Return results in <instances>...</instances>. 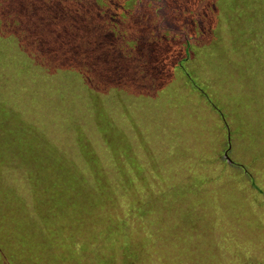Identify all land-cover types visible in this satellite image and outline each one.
I'll return each instance as SVG.
<instances>
[{
  "label": "rangeland",
  "instance_id": "374dc122",
  "mask_svg": "<svg viewBox=\"0 0 264 264\" xmlns=\"http://www.w3.org/2000/svg\"><path fill=\"white\" fill-rule=\"evenodd\" d=\"M0 263L264 264V0H0Z\"/></svg>",
  "mask_w": 264,
  "mask_h": 264
},
{
  "label": "trees",
  "instance_id": "16d2710c",
  "mask_svg": "<svg viewBox=\"0 0 264 264\" xmlns=\"http://www.w3.org/2000/svg\"><path fill=\"white\" fill-rule=\"evenodd\" d=\"M185 52L188 54V52H189V45H187V46L185 47ZM188 55H189V54H188ZM6 139H7V138H6ZM6 139H4V140H6ZM249 175H250V174H249ZM249 175H247V176L250 177ZM30 180H31V179H30ZM32 181L34 182V181H40V180H32ZM127 185H128V184H127ZM41 199H42V198H41ZM41 199H39V197H38V201L40 200V202H39L40 204H42V203H41ZM53 202H54V205H56V201L53 200ZM50 203H51V201H50ZM38 205H39V204H38ZM29 245H31V247L35 246V250H37V248L39 247V246H36V245H33V244H29ZM29 245H28V246H29ZM0 264H1V263H0Z\"/></svg>",
  "mask_w": 264,
  "mask_h": 264
}]
</instances>
